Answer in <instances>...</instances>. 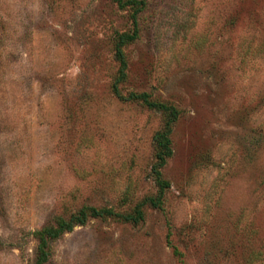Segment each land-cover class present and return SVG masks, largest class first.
<instances>
[{"label": "rangeland", "instance_id": "374dc122", "mask_svg": "<svg viewBox=\"0 0 264 264\" xmlns=\"http://www.w3.org/2000/svg\"><path fill=\"white\" fill-rule=\"evenodd\" d=\"M119 93L177 112L137 223L88 218L43 264H264V0H141ZM114 0H0V264L83 205L132 212L165 116L115 96Z\"/></svg>", "mask_w": 264, "mask_h": 264}, {"label": "trees", "instance_id": "16d2710c", "mask_svg": "<svg viewBox=\"0 0 264 264\" xmlns=\"http://www.w3.org/2000/svg\"><path fill=\"white\" fill-rule=\"evenodd\" d=\"M116 4L124 8L129 6L132 8L130 16L132 18L133 29L130 33H120L117 35L116 42L114 44V57L118 63L117 75L111 83V89L116 97L127 101H136L147 108L160 111L166 118L164 121V130L160 132L155 140L153 147V162L151 164V173L153 175L154 183L157 186V192L154 196L143 197L139 202L135 204L132 212L117 213L110 208H95L89 205H83L75 212L70 213L66 219L57 218L54 225H44L35 232L37 244L34 254L33 264H43L47 258L48 250L46 242L48 239L57 237L64 231H69L74 225H82L86 219L93 217H112L120 219L122 221H129L131 223H137L142 218L141 207L145 204L152 208H157L161 203V195L163 190L168 186V182L160 176V167L164 164L165 158L170 155L169 138L167 132L169 131L170 124L176 118V110L171 106L161 101L152 100L145 92H128L126 95L119 93L117 84L123 80L125 75V58L122 51V46L134 40L136 35L135 28V15L142 7L141 0H114ZM264 258V253H252V256H248L246 262L251 263L256 259Z\"/></svg>", "mask_w": 264, "mask_h": 264}]
</instances>
